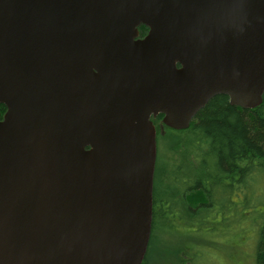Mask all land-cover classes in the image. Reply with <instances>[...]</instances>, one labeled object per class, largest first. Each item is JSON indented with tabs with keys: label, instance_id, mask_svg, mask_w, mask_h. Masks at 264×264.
Returning <instances> with one entry per match:
<instances>
[{
	"label": "water",
	"instance_id": "obj_1",
	"mask_svg": "<svg viewBox=\"0 0 264 264\" xmlns=\"http://www.w3.org/2000/svg\"><path fill=\"white\" fill-rule=\"evenodd\" d=\"M263 94L264 0H0V264H141L150 119Z\"/></svg>",
	"mask_w": 264,
	"mask_h": 264
},
{
	"label": "trees",
	"instance_id": "obj_2",
	"mask_svg": "<svg viewBox=\"0 0 264 264\" xmlns=\"http://www.w3.org/2000/svg\"><path fill=\"white\" fill-rule=\"evenodd\" d=\"M4 110L0 105V114ZM162 117L152 118V124L162 122ZM165 129L166 133L157 138L151 232L141 264H149L153 246L160 236H167L170 244H175L183 233L178 225L186 222L197 229V225L207 221L212 207L216 220L228 221L231 211L237 213L238 207L232 210L234 205L242 203L245 208L258 193L253 184L254 190H248L254 177L263 176L264 182V94L261 104L250 110L230 105L224 95L216 96L197 113L187 129L173 130L166 126ZM168 133L172 144L166 147L162 168L161 144ZM173 155L177 160H170ZM236 193L241 196H234ZM202 215L204 218L199 220ZM260 219L255 264H264V215ZM185 250L175 246L178 258L174 256L171 263L186 264L181 260L190 256Z\"/></svg>",
	"mask_w": 264,
	"mask_h": 264
},
{
	"label": "rangeland",
	"instance_id": "obj_3",
	"mask_svg": "<svg viewBox=\"0 0 264 264\" xmlns=\"http://www.w3.org/2000/svg\"><path fill=\"white\" fill-rule=\"evenodd\" d=\"M153 125L157 154V138L159 139L160 136L164 135L166 129L160 121ZM162 142L160 152L163 159L166 156L167 145L171 146L172 144L169 133ZM171 159L177 160L175 155L172 158L170 157ZM165 162V159L161 161L162 168L165 167ZM262 177L260 175L255 176L250 188H248L249 191L254 190L253 185H255L258 192L251 197L248 206L242 208L241 201V204L237 203L238 206L234 205L232 210H236V207H238L237 213L231 211L229 217L226 218L228 221L220 222L216 220V211L212 207V209H209L207 221L199 226L197 225V229H194L193 224H187L186 222L178 225V230L183 233L181 240L175 244H170L167 236H160L153 246L149 264H174L171 263L174 256L175 259L178 258L177 253H174L175 246L186 248L185 251L190 256L187 258L184 256L181 259L186 261V264H255L254 249L257 238V223L261 222L260 217L262 218L264 215V182ZM234 196L241 195L236 193ZM203 218L202 215L199 220ZM167 241L169 244H167ZM174 262L176 261L174 260Z\"/></svg>",
	"mask_w": 264,
	"mask_h": 264
},
{
	"label": "flooded vegetation",
	"instance_id": "obj_4",
	"mask_svg": "<svg viewBox=\"0 0 264 264\" xmlns=\"http://www.w3.org/2000/svg\"><path fill=\"white\" fill-rule=\"evenodd\" d=\"M140 27H143V29H140ZM137 30H138V36H137V38L136 39H142V38H144L146 35H147V33H148V28L147 27H145V26H139L138 28H137ZM6 110V109H5ZM5 110H4V112L3 113H1L0 114V120H2V118H3V115H4V113H5ZM152 119V118H151ZM150 119V120H151Z\"/></svg>",
	"mask_w": 264,
	"mask_h": 264
}]
</instances>
